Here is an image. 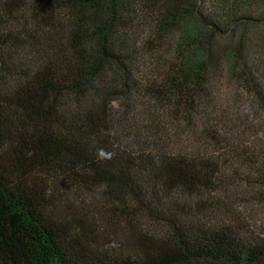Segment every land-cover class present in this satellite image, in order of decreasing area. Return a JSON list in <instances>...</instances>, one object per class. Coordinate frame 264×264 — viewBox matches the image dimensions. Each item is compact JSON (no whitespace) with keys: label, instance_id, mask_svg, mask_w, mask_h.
<instances>
[{"label":"trees","instance_id":"1","mask_svg":"<svg viewBox=\"0 0 264 264\" xmlns=\"http://www.w3.org/2000/svg\"><path fill=\"white\" fill-rule=\"evenodd\" d=\"M0 264H264V0H0Z\"/></svg>","mask_w":264,"mask_h":264},{"label":"clouds","instance_id":"2","mask_svg":"<svg viewBox=\"0 0 264 264\" xmlns=\"http://www.w3.org/2000/svg\"><path fill=\"white\" fill-rule=\"evenodd\" d=\"M104 134L109 135V134H113V133L106 132ZM114 155H115V153L108 152L105 149H98V151H97V159L101 160V161H103V160H111ZM109 247H118V245L115 242H113L112 244L109 245Z\"/></svg>","mask_w":264,"mask_h":264},{"label":"rangeland","instance_id":"3","mask_svg":"<svg viewBox=\"0 0 264 264\" xmlns=\"http://www.w3.org/2000/svg\"><path fill=\"white\" fill-rule=\"evenodd\" d=\"M257 211H258V212H257ZM259 211H260L259 209L256 210L255 213H254V215H255V216H258V215H259Z\"/></svg>","mask_w":264,"mask_h":264}]
</instances>
